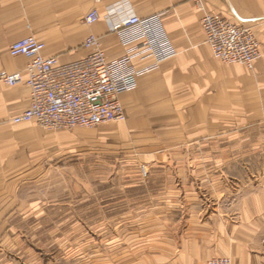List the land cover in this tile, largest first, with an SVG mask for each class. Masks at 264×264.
<instances>
[{
	"label": "rangeland",
	"instance_id": "374dc122",
	"mask_svg": "<svg viewBox=\"0 0 264 264\" xmlns=\"http://www.w3.org/2000/svg\"><path fill=\"white\" fill-rule=\"evenodd\" d=\"M127 127H0V264H163L197 232L264 255V119L177 149Z\"/></svg>",
	"mask_w": 264,
	"mask_h": 264
},
{
	"label": "crops",
	"instance_id": "0c3cea01",
	"mask_svg": "<svg viewBox=\"0 0 264 264\" xmlns=\"http://www.w3.org/2000/svg\"><path fill=\"white\" fill-rule=\"evenodd\" d=\"M202 1L208 12L253 29L262 58L252 69L223 65L213 58L201 27L203 12L195 0H0V70L16 73L26 68L28 60L12 57L10 48L30 36L45 44V57L70 63L90 53L84 42L94 35L102 39L107 59L116 60L126 50L110 32V22L173 10L177 19L170 16L167 27L177 55L138 78L137 88L120 98L129 133L142 140L152 135L156 148L177 149L201 144L211 134L256 126L264 119V0ZM93 10L100 19L87 25L85 18ZM150 62L137 58L135 65L141 68ZM29 102L27 86L5 88L0 93V127L12 125L9 120ZM5 175L0 164V179ZM174 240H179L178 247L163 264H206L221 252L198 232ZM239 251L242 259L235 258L234 264H264V255Z\"/></svg>",
	"mask_w": 264,
	"mask_h": 264
},
{
	"label": "built area",
	"instance_id": "2783aa9c",
	"mask_svg": "<svg viewBox=\"0 0 264 264\" xmlns=\"http://www.w3.org/2000/svg\"><path fill=\"white\" fill-rule=\"evenodd\" d=\"M203 12L201 27L213 57L225 65H243L252 69L262 58L261 45L252 28L234 23L206 10L202 0H195ZM175 11L148 17L133 15L121 23L110 22V32L117 35L125 54L109 61L102 39L89 36L84 47L90 53L82 59L62 63L58 57H45V44L30 36L10 48L12 57L28 60L23 71L0 70V93L5 88L25 85L30 90L28 108L9 120L12 125L35 123L46 130L95 129L127 119L120 98L138 86V78L157 71L177 55L167 27ZM100 19L97 10L86 18L87 25ZM151 62L137 68L135 60ZM144 176L147 175L143 170ZM206 264H233L227 257H213Z\"/></svg>",
	"mask_w": 264,
	"mask_h": 264
}]
</instances>
